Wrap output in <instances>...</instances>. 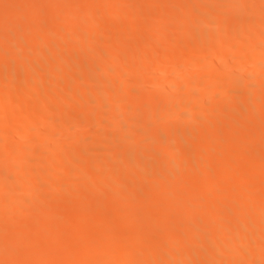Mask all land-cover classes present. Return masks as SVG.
Returning <instances> with one entry per match:
<instances>
[{"label": "bare ground", "instance_id": "6f19581e", "mask_svg": "<svg viewBox=\"0 0 264 264\" xmlns=\"http://www.w3.org/2000/svg\"><path fill=\"white\" fill-rule=\"evenodd\" d=\"M97 1L0 0V264H264V207H250L256 190L264 199V76L255 73L264 70V0ZM213 2L224 4L216 14ZM45 6L77 16L46 25ZM115 6L131 9L113 15ZM67 31L76 44L54 46ZM135 36L145 39L125 48ZM78 39L106 41L108 55ZM244 78L251 85L227 97L222 84ZM137 163L155 175L139 180ZM114 180L124 186L107 190ZM217 186L244 199L228 193L238 201L220 207ZM210 202L220 206L196 215ZM117 235L129 241L111 242ZM113 254L128 261L110 262Z\"/></svg>", "mask_w": 264, "mask_h": 264}, {"label": "rangeland", "instance_id": "374dc122", "mask_svg": "<svg viewBox=\"0 0 264 264\" xmlns=\"http://www.w3.org/2000/svg\"><path fill=\"white\" fill-rule=\"evenodd\" d=\"M70 1H71V2H72V1H73V2H77V1H80V0H76V1H75V0H70ZM96 1H97V0H96ZM100 1H101V3L104 2L103 0H98L97 2H100ZM146 1H148V0H146ZM151 1L154 2V3H152L153 6H155V3H156V2L158 3V1H156V0H151ZM252 1H253V2H252L253 4L251 3V1H250V4H249V3H248V4H249V5H251V4L254 5V1H257V2H255L256 4L258 3V0H252ZM143 2H145V1H143ZM146 3H147V2H146ZM148 3H151V2L148 1ZM157 3H156V5H157ZM22 4H24V3H22ZM152 4H150V5H152ZM223 5H224V4H222L221 2H213L211 10L213 9L214 11L212 10V13H213V14H214V13L216 14L217 12H219V11L222 9V6H223ZM20 6H21V8L23 7L24 9H26V8H27V3H25L24 5H19V7H20ZM25 6H26V7H25ZM160 6H161V5L159 4L158 8L154 9V8H155V7H154L153 9H154L155 11L159 10V12H160V11L163 10V7H162V6L160 7ZM127 7H128V6H115V7H113V10L111 9V11H112L113 15H114V13H118V14H122L123 16H126V15H124L125 12H126L127 10L129 11V10L131 9V6H130L129 9H127ZM156 7H157V6H156ZM23 8H22V9H23ZM46 8H48V6H45V7L43 8V10H44V11H43V14H44V15L46 14V16H45L46 18L43 17L44 20H45V22H46V25L48 24L47 21L50 22V23H49L50 25H51L52 22L55 23V21L58 20V17H61V19H60V21H61V20H65V19H67V17L69 18V17H72V16L76 15V14H74V12H73L72 10H70V8H68L69 10H67V11H66V8H61V10H62L61 12H59L60 9L56 11L55 9H50V8H49V9L47 10ZM150 8H151V9L148 10V13H150V12H149L150 10L153 11V9H152L151 6H150ZM159 8H160V9L162 8V10H160ZM24 9H23V10H24ZM219 9H220V10H219ZM51 10H52V11H51ZM217 10H218V11H217ZM46 11H47V13H46ZM55 11H56V15H54ZM128 11H127V12H128ZM155 11H153V14H154ZM215 11H217V12H215ZM57 12H59V13H57ZM67 12H68V14L70 13V15H71V13H73V15H71V16L69 15V16H66V17H65V15H68ZM127 12H126V13H127ZM146 12H147V11H146ZM159 12L157 11V13H159ZM112 13H111V16H112ZM144 13H145V12H144ZM148 13H147V14H148ZM43 14H42V15H43ZM118 14H117V15H118ZM145 14H146V13H145ZM147 14H146V15H147ZM151 14H152V13H151ZM153 14H152V15H153ZM51 15H53V17H54L55 19H57V20L53 19V17H51ZM57 15H59V16L57 17ZM47 16H48L51 20H50L49 18H47ZM76 16H77V15H76ZM149 16H150V15H149ZM56 17H57V18H56ZM63 17H64L65 19H64ZM74 17H75V16H74ZM150 17H151V16H150ZM75 18H76V17H75ZM123 18H124V17H123ZM52 19H53V21H52ZM77 19H79V20L81 21L80 17H77ZM82 19H83L84 21H85V20L87 21V19H84V18H82ZM110 19H111V18H110ZM110 19H109V17H108V22H109V23H107V22L105 23V21L107 20L106 18L103 19L104 21H102V22H104L106 26H110V25H109V24H111V22H110L111 20H110ZM0 20H1V19H0ZM49 20H50V21H49ZM54 20H55V21H54ZM83 20H82V21H83ZM58 21H59V20H58ZM82 21H81V22H82ZM227 21H228V20H227ZM102 22H101V23H102ZM232 22H233V24H235V21H229V22L227 23V22H225V20H223V19L220 20V19H219L218 22H216V24H217V23H220V24H219L220 26L217 25V26L220 27V28H221V27H222V28H223V27H227V26H229V28H231V27L233 26V25H232ZM54 23H52V24H54ZM104 23H103V24H104ZM226 23H227V25L224 26ZM82 24H84V22H83ZM87 24H88V23H87ZM105 25H104V26H105ZM85 26H86V23H85L84 27H85ZM120 29H122V28H120ZM123 30H124V32H121V31H123ZM125 30H126V28L122 29L121 31L119 30V31H118V34H124V33L127 34V33H128V30H126L127 33L125 32ZM143 31H144V30H143ZM143 31H141L140 35L138 34L137 36H138V37H139V36H142V33H143L144 36H147V37H148L149 34H146V33L143 32ZM67 32H70V31H67ZM64 33H65V35L62 34L64 37L61 36L60 34H56V35L53 34V35H55L54 38H53V36H52V38L49 37V38H51V39H53V40L55 41V44H53L54 46H55L58 42L60 43V44H59L60 46H61L62 44H63V45L65 44L66 46H69V45L71 46V43H72L73 40L76 38V37L74 38L75 35H74L73 33H71V32H70L71 34H70V33H69V34H66V32H64ZM125 34H124V35H125ZM29 35H30V34H29ZM72 35H73V37H72ZM149 36H150V35H149ZM164 36H165V38H166V37L169 38V40H172V39L174 40L175 37H176V35L174 34V32H171V33H170V32H169V33H165ZM177 36L179 37L178 34H177ZM135 37H136V36H135ZM135 37H133L132 39L129 38V40L125 43V44H126V45H125V46H126L125 48H127L128 46H132V47H133V45L136 46L135 44L138 43V40H139V41H142V40L145 39V37L142 38V40H141V38H138V37H136L137 39H135ZM76 40H77V38L74 40V43H72L73 46H74V44H76V43H75ZM79 40H81V39H78V43H81L82 46H83V44H84V46H85V43L87 44V46H85L84 51H85V50H88V51H89L90 49H91V50L93 49V51H94V50L97 51V50L99 49V51L102 53V50H100V48H104V49H106V45H107V44L105 43L106 41L101 43V41H99V42L96 41V42H95V40H93V42L91 41V43L88 44V41H85V40L83 41V39H82L81 41H79ZM175 40H176V39H175ZM49 41L54 43V41H52V40H50V39H49ZM56 42H57V43H56ZM61 42H64V43L61 44ZM103 43H105L106 45L103 44ZM127 43H128V44H127ZM138 44H139V43H138ZM63 45H62V47L65 46V45H64V46H63ZM79 45H80V44H79ZM66 46H65V48H67ZM84 46H83V47H84ZM13 47H14V46H13ZM79 47H80V46H79ZM48 48H49V47H47V49H48ZM69 48H70V47H69ZM17 49H18V48H17ZM45 49H46V48H45ZM47 49H46V52L48 51ZM81 49H83V48H81ZM15 50H16V46H15ZM15 50H14V48H12V52H17L19 49H18L17 51H15ZM29 50H30V49H29ZM29 50H24V53H27V52H28V53H29L28 55H30V53H33V54H34L33 51H30V52H29ZM31 50H32V49H31ZM91 50H90V52H91ZM26 51H27V52H26ZM49 51H51L50 48H49ZM49 51H48L47 53H46V52L44 53V51H43V55H44V54L47 55V54L49 53ZM81 51H83V50H81ZM88 51H86V52H88ZM93 51H92V52H93ZM90 52H88V53H90ZM97 52H98V51H97ZM104 52H105V56H107V55H108V54H106L107 51L104 50ZM104 52L102 53L103 55H104ZM84 53H85V52H84ZM1 54H2V53H1ZM33 54H32V55H33ZM49 54H50V53H49ZM46 55H45V56H46ZM180 55H181V53H179V52H175V53L172 54V57H173V59H178V58L180 57ZM3 56H4V58H5V55H4V54H3ZM47 56H49V55H47ZM51 56H52V58L55 57V56L52 55V53H51L50 56H49L48 58H50ZM172 57H171V58H172ZM181 57H182V55H181ZM0 58H1V56H0ZM101 58H102V57H101ZM104 59H105V57H104ZM104 59L102 58V63H103V64H104V61H105ZM100 60H101L100 58L97 59L98 64H96V60H95V59H93V60H89V61H92V62L95 61V64H96L97 66H99V65H102L101 62L99 63ZM89 61H88V63H87V62H86V63H87V64H90V63H91V66H93L94 63L89 62ZM95 64H94V65H95ZM84 66H85V65H84ZM86 67L88 68L87 65H86ZM89 67H90V66H89ZM93 67H94V66H93ZM93 67H91V68H93ZM120 67H121V66H120ZM173 67H174V66H173ZM117 68L119 69V67H117ZM170 68H171V70H173V72H174V70L176 71L175 68H172V67H170ZM115 69H116V68L114 67V68H113V71H114ZM120 70H121V68H120L119 70H116V71H120ZM260 72H261V74H260ZM260 72H259V73H258V72H255V73H257V74H256L257 77H261L262 75L264 76V70H263V71H260ZM256 75H255V76H256ZM258 75H260V76H258ZM263 76H262V77H263ZM245 79H248V78H244V80H242V79H241V80H238V82H236L237 80H236V81H233V83L231 82V84H232L233 86H232L231 84H228V83H227V84H224V85L222 84V86H224V87H223V88L221 87V88L224 89V90H226V91H228V92H226V96H227V97H230V99H233V100H237V98L239 97V95H238V93H236L235 91H238V92H239V90L241 89V88H238V87H240L239 84H242V83H243V85H244V83L247 82ZM261 79H262V78H260V81H261ZM257 80H259V79L257 78L255 81H254V80H253V81L251 80V81H252V82H255L256 84H258ZM19 81H20V82H19ZM248 81H250V79H249ZM260 81H259V82H260ZM235 82H236V84L234 85ZM18 83H19V85H21V84L23 85V83H22L21 80L16 81V84H18ZM20 83H21V84H20ZM248 83H249V82H248ZM228 85H230L231 87L228 86ZM248 85H251V83H249V84H246V83H245V88H247ZM234 86H235V87H234ZM225 87H226V89H225ZM227 87H228V88H227ZM236 87H237V89H239V90H236ZM241 87H243V89H244V86H241ZM248 87H249V86H248ZM230 88H231V89L234 88L233 90H235V91L231 90ZM146 89H147V88H146ZM146 89H145V90H146ZM227 89H230V90H227ZM206 90H207L206 88H203V89H200V92H201V93H204V92H206ZM259 91H261V92L264 93V89H262V88H261ZM138 93H139V92H137V93L134 92V94H131V95H132V96L134 95V97H136ZM215 97H216V96L213 95V98H215ZM130 98H131V97H130ZM132 98H133V97H132ZM216 114H217L216 111H212V112H211V115H213V116H215ZM231 115H238V116H240V115H241V112L238 111V110H236V111H232L231 113H228V112H227V113H221L220 116H221V118H222L223 120H226V119H228ZM55 117H57V116H55ZM37 120H39V119H37ZM39 121H40V120H39ZM78 131L81 132V133L83 134L82 136H86V134H87V136L91 135V133L89 132V130H88L87 128H84V127L80 128ZM79 132H77V133H79ZM79 134H80V133H79ZM223 134H224V133H223ZM131 135H134V134L131 133ZM220 137H223V135L221 136V134H219L218 138H220ZM223 154H224V153H222V155H223ZM225 155L227 156V154H224V157H225ZM220 157H221V154H220ZM222 157H223V156H222ZM217 167H218V166L215 167V165H213V166H209L208 171H210V172H215V171H216V172H217V171L219 170V167H218V168H217ZM142 168H143L142 164H141V163H137V164H135V165L132 167V169H131L133 172H134V170H136L135 172H137V173H136L137 175H134V176H135V177H139V178H138L139 180H145V179H143L144 177L146 178V176H148V178H149L150 175H151V176H154V175H155V171H153V172H154V175H153L152 170H149V171H148V170H145V169L142 170ZM140 169H141V170H140ZM137 170H139L140 172L137 171ZM25 172H26V173H25L26 175H27V173H28V174L30 173V172H28V171H25ZM135 172H134V174H135ZM197 173H198V172H197ZM88 178L93 179V178H95V177H94V176H91V177H88ZM141 178H142V179H141ZM233 178H234V177H233ZM114 181H115V180H114ZM114 181H109L110 183H108V182L105 183L106 187L108 188L107 190H109V189L112 188L113 186L116 187V184L119 185V186L121 185V187L124 186V185H122V182H121V181H119V180H117V182H116V181L114 182ZM60 182H61L60 180H55V181H53V183H52V184H53V187L55 186L53 189H55V188L57 189V186H56V185H58V183H60ZM99 182H100V183H104L105 181H101V180H99ZM111 182H112V183H111ZM60 184H61V183H60ZM60 184H59V186H60ZM48 186H49V184H48ZM59 186H58V187H59ZM119 186H118V187H119ZM50 187H52V186H51V183H50ZM113 188H114V187H113ZM113 188H112V189H113ZM189 188H190V189H189ZM51 189H52V188H51ZM51 189L45 191L46 193H48L47 195H50V194H51V195L53 194L52 196H56L57 194H58V196L60 195L59 193H57L58 191L56 192V190H55V193H57V194H55L54 192L51 193L52 190H53V189H52V190H51ZM58 189H59V188H58ZM112 189H111V190H112ZM183 189H184V190L188 189V191H189V190L193 189V187H191V185H190V186L185 185L184 187H181V190H182V191H183ZM224 190H225L224 187L220 188L219 186H217V187L215 188V190L213 189V191H212L213 194L215 193V194L218 196V197H216V196H215V197H216L217 199H219V201L217 200L218 204H220V201H221V204H220L221 206L218 205L217 202H213V203L210 202V203H211L210 205H209V203H207V204H203L202 207L200 206L201 208H199V207L197 208V210H196V211H197V212H196V215H198L200 218L203 219V218H205V217H208V215L210 214V213H208V212H212V211H214V210L217 209L219 206L222 207V204H223L222 200L225 202V201H231V199H232V200L236 199V200L238 201V199H239V202H240V201H242V199H244V195H242V193L239 194V195H237V194L240 193V192H238V193H232V192H228L227 190H225V191H226V192H225ZM256 191H257V192H253L254 194H252V198H253L254 201L251 199L252 201L250 200L251 203H250V202H249V203L252 204V206L250 205L251 210H253V211H255V210L258 211V210H259V211H260V209L263 210V207H264V199H263L262 197H260L262 194L260 195V194H259V191H258V190H256ZM184 192H185V191H184ZM186 192H187V190H186ZM40 193H41V192H39V196H40V195H43L42 193H41V194H40ZM43 193H44V192H43ZM228 193L232 194L233 197L237 196L238 199H237V198H233L230 194H229V197H226V195H227ZM255 193H256V194L258 193V194L256 195ZM260 193H261V192H260ZM44 194H45V193H44ZM225 194H226V195H225ZM241 195L243 196V198L241 197ZM58 196H56V198H58ZM220 196H223V197H220ZM239 196H240V198H239ZM255 196H256L257 198H256ZM61 197H62V196L60 195V198H61ZM212 197H213V196H212ZM215 197H214V198H215ZM219 197H220V198H219ZM224 198H225V199H224ZM226 198H227V199H226ZM229 198H230V200H229ZM261 198H262V199H261ZM61 200H62V198H61ZM111 200H112V201H111ZM114 201H115V203H117L116 200H114V199H110V202H111V203H113ZM132 201H133V202H132ZM234 201H235V200H234ZM135 202H138V198H137V197L132 198V199L129 201V203L127 202V203L125 204V202H123V203H120V204H121L122 206H129V204H130V205H133V204L135 205V204H136ZM188 202L190 203V201H188ZM188 202H187V203H188ZM239 202H238V203H239ZM189 203H188V204H189ZM214 203H215V204H214ZM124 204H125V205H124ZM212 204H213V205H212ZM2 205H3V204H2ZM214 205H216V206L218 205V206L216 207V206H214ZM248 205H249V204H248ZM248 205H247V206H248ZM5 206H6V205H5ZM213 206H214L215 208H213ZM3 207H4V206H3ZM8 207H9V206H7V209H9ZM248 207H249V206H248ZM260 207H262V208H260ZM4 208H5V207H4ZM252 208H253V209H252ZM257 208H260V209L257 210ZM210 209H211V211H210ZM213 209H214V210H213ZM208 210H209V211H208ZM206 211H207V212H206ZM205 213H208V214L205 215ZM173 214L175 215V218H176V219L174 218L173 215H172V217H170V219H172V220H178L179 217H180V213H179V212H175V213H173ZM199 214H201V215H199ZM178 215H179V216H178ZM236 215H237V213H236ZM146 219H148V217H147ZM247 219H248V218H247ZM247 219H246V220H247ZM244 221H245V220H244ZM18 222H19V221H18ZM242 223H243V222H242ZM246 223L249 224V220H248V222L245 221V223H244V224H245V227L247 226ZM241 227L244 228V226H243L242 224H241ZM230 233H232V232H230ZM21 234H22V233H21ZM153 234H155V233H153ZM209 234H210V233H209ZM209 234H208V235H209ZM217 234H218V233H216L215 231H213L212 235H209V236H210V240H209V241L212 240V239H211V236L214 237V236H217ZM17 235H19V233L15 234V235H14V238L16 237V239H18L19 241H20L22 238L24 239V236H23V235H19V236H21L20 238H17ZM151 235H152V234H151ZM208 235H207V236H208ZM19 236H18V237H19ZM209 236H208V237H209ZM118 238L120 239V241H121L122 239H123V240L125 239V240H124L125 242L129 241V237H128V235H127V237H126V235H123V236L117 235L115 238H111V242L114 241L113 243H119L120 241H119ZM126 238H127V239H126ZM198 238H199V237H198ZM200 238H202V237H200ZM200 238H199V240H200ZM115 239H116V240H115ZM117 239H118V240H117ZM202 239H203V238H202ZM205 239H207L206 236H205L204 240H201L200 242L205 241ZM208 239H209V238H208ZM208 239H207V240H208ZM215 239H216V237L213 239L214 242H215ZM123 240H122V243H125V242H123ZM21 241H22V244H23V240H21ZM63 241H64V240H63ZM195 241H196V240H195ZM24 242H26V244L30 245V241L27 242V240H26V241L24 240ZM197 242H198V241H197ZM214 242L212 241L211 243L213 244ZM203 243H204V242H203ZM211 243H210V245H211ZM22 244H21V245H22ZM23 245L25 246V244H23ZM219 245L221 246V245H223V244H219ZM224 245H225V244H224ZM24 246H22V247H24ZM212 246H213V245H211L210 247L212 248ZM214 246H215V247H214ZM214 246H213L214 248L217 247V248L215 249L216 251H218V250H222V249H218V248H220V246H218L217 244L214 245ZM26 247H27V246H26ZM214 248H213V250H214ZM221 248H224V247L221 246ZM263 253H264V252H263ZM114 255H115V254H113L112 256L109 255L108 260H109L110 262H115L114 260H117L116 258H118L120 261H122L121 259L125 260V259H128V258H129V257H128L129 255H127L128 258L125 257L124 255H119V256H117V254H116V257H115ZM125 255H126V254H125ZM110 256H111V257H110ZM119 257H120V258H119ZM123 257H124V258H123ZM110 258H111V259H110ZM112 260H113V261H112ZM125 261H128V260H125ZM125 261H123V262H125ZM206 261H207V260H206ZM209 261H211V260H209ZM212 261L215 262L214 260H212ZM202 262H205V261H202ZM35 263H37V262H35ZM40 264H41V263H40ZM195 264H198V263H195ZM199 264H201V263H199Z\"/></svg>", "mask_w": 264, "mask_h": 264}]
</instances>
